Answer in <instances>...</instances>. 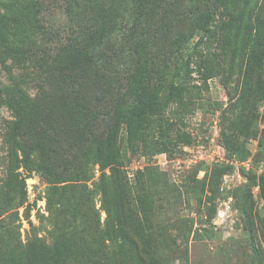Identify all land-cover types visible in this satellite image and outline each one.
I'll return each mask as SVG.
<instances>
[{"label":"trees","instance_id":"1","mask_svg":"<svg viewBox=\"0 0 264 264\" xmlns=\"http://www.w3.org/2000/svg\"><path fill=\"white\" fill-rule=\"evenodd\" d=\"M114 1L64 0L61 33L42 20V0H0V62L11 58L36 90L15 79L0 87L16 118L10 148L27 156L46 150L58 135L37 114L47 107L72 111L59 136L72 134L74 148L71 159L58 161L63 169L51 168L65 184L49 191L45 236L31 222L24 242L14 225L19 212L0 202V264H161L143 208L150 202L128 193L124 149L153 153L173 140L188 142L169 112L186 110L184 81L193 72L207 80L214 67L224 70L229 54L240 66L239 95L230 103L232 115L237 111L230 129L237 131L223 133L232 155L244 117L264 101V0H129L123 29ZM90 161L100 166L101 207L88 184ZM253 178L264 196V172ZM249 236L247 264H264L253 225Z\"/></svg>","mask_w":264,"mask_h":264},{"label":"rangeland","instance_id":"2","mask_svg":"<svg viewBox=\"0 0 264 264\" xmlns=\"http://www.w3.org/2000/svg\"><path fill=\"white\" fill-rule=\"evenodd\" d=\"M130 3L115 0L111 4L119 15V29L130 17ZM41 18L55 32L62 33L67 22L64 0H42ZM230 55L224 70L214 67L207 80L193 72L192 78L184 81L186 110L179 114L174 107L169 112L179 130L189 134L188 142L173 140L174 145L168 144V150L153 153L124 149L128 154V193H141L150 202L143 208L157 238L161 264H247L252 251V225L264 250V196L253 182L255 174L264 172V101L244 117L243 130L238 139H233L239 142V151L232 155L223 133L237 131L230 129V120L237 115V111L232 115L230 103L239 95L240 66ZM116 58L119 65L120 57ZM25 74L7 58L5 64L0 62V87L14 79L23 83ZM23 85L36 92L32 84ZM52 108L37 114L41 120L49 121L44 123L58 135L53 136L51 143L43 140L50 143L45 151L27 156L21 149L13 152L10 148L7 133L16 118L0 97V202L19 212L14 225L20 224L24 242L32 231L31 222L40 236L47 234V220L42 215H48L49 191L65 184L50 176L51 168L57 164L58 169H63L66 163L58 161L71 159L74 154L68 144L72 134L59 136L60 130L70 128L65 123L72 119V111ZM89 165L88 184L101 207L100 166L92 161ZM140 212L144 218L145 213ZM105 216L102 211L103 219Z\"/></svg>","mask_w":264,"mask_h":264}]
</instances>
